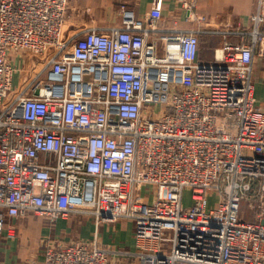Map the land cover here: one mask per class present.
<instances>
[{"label": "built area", "instance_id": "1", "mask_svg": "<svg viewBox=\"0 0 264 264\" xmlns=\"http://www.w3.org/2000/svg\"><path fill=\"white\" fill-rule=\"evenodd\" d=\"M163 2L71 36L68 0H0V234L31 213L86 215L131 221L136 241L111 248L96 230L31 264H264V0L252 43L226 38L213 62L200 30L160 31Z\"/></svg>", "mask_w": 264, "mask_h": 264}, {"label": "crops", "instance_id": "2", "mask_svg": "<svg viewBox=\"0 0 264 264\" xmlns=\"http://www.w3.org/2000/svg\"><path fill=\"white\" fill-rule=\"evenodd\" d=\"M154 3L155 0H68L67 35L83 33L90 28L122 27L126 9L132 10L140 19H146ZM258 3L259 0H164L159 29L169 33L200 30V58L213 62L220 54L226 38L235 44L252 43L253 15ZM14 61L20 67L22 60L14 58ZM253 77L256 106L264 110V55L257 49ZM82 216L86 215H72V218L60 219L53 224L47 218L31 214L14 220L16 235L9 237L6 233L0 234V264H31L39 261L43 258L48 241L68 243L92 239L96 233L95 219L87 216L88 223L81 221ZM87 226L93 234H89ZM102 228V232L98 229V235L104 245L115 249H136L131 221H118L114 227L105 224ZM50 230L57 235L55 240L51 238L53 235L48 234ZM67 231L70 236L66 242ZM111 259L112 264L121 262L114 255Z\"/></svg>", "mask_w": 264, "mask_h": 264}, {"label": "rangeland", "instance_id": "3", "mask_svg": "<svg viewBox=\"0 0 264 264\" xmlns=\"http://www.w3.org/2000/svg\"><path fill=\"white\" fill-rule=\"evenodd\" d=\"M22 62L20 63L21 65H20V67L21 68H23V70H24V72H19L18 74H17V76H16V78H15V81H14V88H13V90L11 91V93L12 94H17L18 92H20V90L22 89L21 88V81L23 80V78H24V74H27L28 72H29V68H30V64H31V61H32V55H30V54H25L23 57H22ZM19 87V88H18ZM6 100H7V98H6ZM191 195H192V193L190 192V191H186L185 193H184V202H185V204L186 205H188V204H190V202H191ZM218 199V197L217 196H215L214 195V197H213V199H212V202H211V205H215L216 204V202L218 201V200H216V199ZM216 200V201H215ZM31 215H33V216H36V217H43V218H45L44 216H41V215H37V214H35V213H31ZM76 216V215H75ZM77 216H80V215H77ZM71 217V216H70ZM85 217H86V219L87 220H85ZM72 218V217H71ZM70 218V219H71ZM123 220H125V219H123ZM81 221H88V223L90 222L89 221V219H88V217L87 216H82L81 217ZM120 221H122V220H120ZM130 222V221H129ZM105 224H109V225H111L112 227H114V225H115V223H102L100 226H99V229H100V231L102 232V230H103V225H105ZM78 226V223L76 224V227ZM87 230H88V232H89V234L90 233H92L90 230V228H89V226H87V228H86ZM96 230H98V228L96 227ZM48 234L51 236V235H53L51 238L52 239H56L57 237H55V236H57V235H55V232H52L51 230L50 231H48ZM65 234V233H64ZM73 234V233H72ZM93 234V233H92ZM65 235H68V237L65 239L66 240V242H67V240L69 239V233H68V231L66 232V234ZM93 238V237H92ZM113 239V238H112ZM48 241V240H47ZM47 243V242H46ZM107 245V244H106Z\"/></svg>", "mask_w": 264, "mask_h": 264}, {"label": "bare ground", "instance_id": "4", "mask_svg": "<svg viewBox=\"0 0 264 264\" xmlns=\"http://www.w3.org/2000/svg\"><path fill=\"white\" fill-rule=\"evenodd\" d=\"M221 54H222V53H221V51H220V54H218V55L220 56ZM215 199H216V198H215ZM216 200H218V199H216ZM216 200H215V201H216Z\"/></svg>", "mask_w": 264, "mask_h": 264}]
</instances>
